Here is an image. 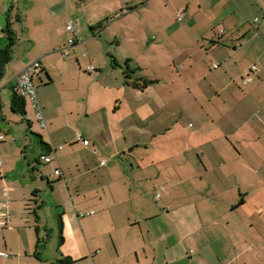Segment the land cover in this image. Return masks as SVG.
Listing matches in <instances>:
<instances>
[{
	"label": "crops",
	"instance_id": "crops-1",
	"mask_svg": "<svg viewBox=\"0 0 264 264\" xmlns=\"http://www.w3.org/2000/svg\"><path fill=\"white\" fill-rule=\"evenodd\" d=\"M124 4L122 10H129L122 18L137 8L144 16L153 15L156 26L151 41H158L160 35L166 52L160 66L167 69L179 65L186 70L183 76L178 74V82L183 86L187 83L184 91L175 93V79L171 80L167 71L165 76H148L143 64L132 66L130 56L118 57L111 46L116 39L103 35L84 41L76 28L75 32L67 30L68 39L74 36L82 42L64 56L61 49L68 39L56 40L48 27L56 4L49 0H0V47L8 42L4 28L12 6L15 30L16 21L25 22L24 32L35 50L28 58H19V63L13 57L9 63L13 64L11 92L4 98L0 91L2 107L10 105L13 115L28 123L25 135L32 133L22 141L20 169L19 162L12 160L14 155L5 152L19 140L15 130L10 127L0 140L4 143L0 145V252L27 243L16 254L0 255V264L47 263L42 252L41 259L36 256V245L38 237L45 240L38 186L49 173L56 181L47 178L48 183L64 184L69 193L73 185L77 192L81 188L86 192V181L98 178L104 191L117 199L114 204L118 210L109 213L113 233L104 252L109 264H264V193L258 199L262 200L258 206L261 213L255 206L248 207L251 194L264 192V0H124ZM16 13L20 20H15ZM90 24L92 31H97L93 35H101L108 27L103 20ZM91 40H96L90 45L91 55L83 59L86 55H81L80 49ZM20 42L18 36L15 48ZM37 59L42 63L35 84L48 125L44 129L34 122L35 111L28 98L24 113L13 111L11 106L17 74ZM253 64L258 70L252 81L245 82ZM89 65L95 70L88 71ZM144 81L149 84H133ZM160 84L165 91H155ZM143 96L148 99L143 101ZM174 100H180L181 106L175 119L176 111L168 109ZM116 127L121 128L126 145L122 143L112 155L128 152L133 157L129 158L130 166L117 163L95 174L91 166L94 162L97 166V151L88 148L90 141L84 144L77 140L76 134L96 141L101 133ZM160 134H165L162 137L167 142L171 186L182 201L172 197L165 204L155 202L156 207L151 208L145 198L153 190L146 186L149 183L142 186L141 182H154L158 197L156 176L148 171L158 163L152 145ZM79 143L83 148L77 147ZM47 154L51 155L49 162L42 158ZM101 161L99 165L106 166ZM57 169L61 171L58 175ZM80 195L75 201H67L79 207ZM104 217L102 214V220ZM78 223L82 227V221ZM57 224L60 244L66 245L72 236L77 249L61 246V255L54 261L77 264L89 260L87 250L83 253L77 243L81 236L72 227L66 207L58 213ZM175 245L182 253L175 252ZM103 254L91 255V264H99Z\"/></svg>",
	"mask_w": 264,
	"mask_h": 264
},
{
	"label": "rangeland",
	"instance_id": "rangeland-1",
	"mask_svg": "<svg viewBox=\"0 0 264 264\" xmlns=\"http://www.w3.org/2000/svg\"><path fill=\"white\" fill-rule=\"evenodd\" d=\"M49 1L56 4L54 5V9H52L51 14L48 17V27L54 31L56 40L66 41L68 39L69 32L66 29V24L67 21H72L75 28L77 29L78 36L81 37L84 41L90 38L91 36L99 38L102 35L104 38H112V40L116 39L115 43L111 46L113 47V52L118 57L121 58L122 56H130L132 58V66H136V64H143L141 66H144V72L148 76H165L167 71L168 76L170 78L172 77L171 80L175 79V84L173 86L175 89V93H179L182 91V89L183 91L186 89L185 85H187V83L183 86V84L178 82V74L180 73L183 76L186 70L179 69V65H173V68L168 67L167 69H162L160 66L161 62L159 60L164 56L166 52L164 50V47L160 45L162 38L160 35L158 37V41H151V39L154 38L151 34L152 28L156 25L153 19V15H151L150 13L144 16V14L140 12V9L137 8L132 12L130 16H128V18H122L121 15L129 10H122V8L125 6L124 0ZM22 3L23 5H26V1H22ZM100 20H103L105 26H108L107 30L104 31V33H102L101 35H93L96 34L97 31H92V25L90 24V22H95L97 24V22ZM15 23L17 32L19 34L18 36L21 38L20 44L14 49L13 57L14 61L16 62V60L18 61L19 58H28L30 53H34L35 50L32 51L33 47L32 45H30L31 42H29V39L26 33L24 32L26 26L25 22L16 21ZM94 41L96 40H91L90 42H87V45L80 49V54L86 55V58L83 59H87L88 56L91 55L92 50L90 45H92V43H96ZM17 63H19V61ZM12 65L13 64H9V66H7L5 75L0 78V91H2L1 96H3L4 98L7 97V95L11 92L9 81L11 80L13 74L11 70ZM207 69L208 67L206 68V71L208 72ZM96 85L94 86L95 91L97 89ZM189 86L192 87L193 85L191 84ZM155 91L163 92L165 91V86L160 84L156 86ZM96 98L97 97L95 95V100H97ZM146 99H148V97L143 96V101H145ZM115 105L118 106L120 105V103H115ZM180 107V100H174L172 102V106L168 107V109L176 111L177 117H173L174 119L178 118V116L180 115ZM2 110L3 116L0 118V128L3 131H7L10 130L11 127L15 130L16 135L19 138V140L16 141V143L12 146H9L5 150V152L11 154L12 156L14 155L12 157V160H15V163L19 162L18 167L20 169L22 163L21 161L24 157L20 152L24 151V143L22 141H26L28 137H31L32 133L31 131H28V136L25 135L24 127L28 128V123L26 120L21 122V120L16 118V116H14L11 111L10 105L7 104L6 106H3ZM125 110H127V108H125ZM32 114L31 115L33 116L34 122L37 123L34 113ZM78 132L84 134V131H82L81 129H79ZM163 135L165 134L157 135L156 141L158 142H155L156 145H152V148L156 147L154 157L158 163L157 165H153L150 168L151 170L148 169V172L153 174L152 176H156V188L160 192L158 197L157 193L154 191V182H152L151 180L148 181L146 179H143V181L141 182L142 186H144V184L149 183V185L146 186H148L149 189L153 190V194L151 196H148V198H145L151 208L156 207L155 202H158L159 205L165 204V202H168L169 200L171 201L172 197L180 199V202L182 201L181 196L179 197L174 194L175 187L174 185L171 186L173 181L172 178H170L171 175L167 173L168 167L166 166V157H168L167 154L169 152H167L166 150L167 142L165 141V137H162ZM11 136L12 134L8 135V137L10 138ZM35 137L37 138V136ZM98 137L99 138H97L96 141L92 140L91 138L88 139V141H90V146L88 148L91 149V151H93L92 149L95 148L97 151V166H94L95 162L91 166L95 174H98L100 169H109L112 165H115L117 163L125 167L130 166L129 158L133 157H130V155H128V152L124 155L119 153L115 157L114 155H112L115 153L113 152L115 149H118V147L122 148V143L125 144V141L123 140L125 136L122 134L120 127H116L115 130L110 129L107 132H103ZM8 141L9 139L7 140V142ZM2 144L4 143H0V145ZM76 145L78 148H83L82 143ZM138 155L139 153L137 154L136 152V156ZM103 159L107 161V164L106 166L101 167L99 165V162ZM158 171L161 172V174ZM115 173V171L112 173L113 176ZM15 176L18 177V174H16ZM141 176L142 178L145 177L144 174ZM97 177H99V175H97ZM10 178L13 180L12 177ZM47 178H49L50 181L54 182L56 181V176H51V173L45 175V182L38 186V200L39 203L42 204V208L38 211L41 220V235L44 236L46 240L44 244V249L41 250L44 261L47 262L46 264H48L58 258V256L61 255V252L59 251L61 246V249H68L71 251H75L77 249L75 245L76 241L73 239L72 236L68 237V243L66 245H61L59 242L57 215L66 207L68 209V214L72 219V227L74 228L76 233L81 236L80 241L77 243L79 244L81 251L85 253L87 250V254L89 255V260H83L81 262H78L77 264H91V255H98V253L103 254L106 250L105 244L107 242L109 243L110 239L112 238L113 231L109 222V213L111 212L110 215H113L118 210V206L116 205V203L114 204L115 200L117 199L112 198V196L110 197L108 192L104 191L105 187H103V182L99 181L98 178L96 179L95 177L92 178L91 183L89 181H86L87 185H84V190H86V192H83L82 188L80 189V191L77 192L74 189L73 185V190H71L70 193L66 190L64 184L53 183L50 185L47 181ZM115 183L116 182H114V184ZM142 189L145 188L142 187ZM78 193H81V195L79 198H77V200H80L81 203L76 205L79 207H73L74 205H72L67 200L75 201ZM263 193L264 192L262 190L259 192L255 191L249 196L251 197V200L249 202L248 207H257V213L262 212L258 209V206H262V200L260 202L258 199L262 197ZM91 211H93L94 213L90 216L87 213ZM102 214H104L105 216L103 220L101 218ZM78 220L82 221V227L78 223ZM79 227L82 228L81 231L78 230ZM17 242L18 240H16L15 243ZM25 245L27 246L26 242L21 244L22 248L20 246H15L12 251L8 250V252H10L11 254H16L17 252L24 249ZM187 251L190 252L189 249H187ZM175 252L182 253V249L180 248V246L175 245ZM103 255L105 258H100L99 264H109V257H107L105 253ZM125 261L130 262L131 259H125Z\"/></svg>",
	"mask_w": 264,
	"mask_h": 264
},
{
	"label": "built area",
	"instance_id": "built-area-1",
	"mask_svg": "<svg viewBox=\"0 0 264 264\" xmlns=\"http://www.w3.org/2000/svg\"><path fill=\"white\" fill-rule=\"evenodd\" d=\"M182 16L179 18L181 19ZM66 28L69 32H75V26L72 21H69L66 25ZM77 42H82L81 38L77 37H70L67 40V43L62 47L61 51L64 56L69 54L70 48L73 47ZM217 66V64H215ZM42 69V63L40 60H34L30 62L28 65H26L16 76L15 83L13 85L14 91L19 94L20 96L24 98H28L32 104V107L35 111V116L38 124L41 128H47V122L44 116L43 108L39 103L38 96H37V87L35 84V76L38 75V73ZM87 70L92 72L95 70V67L93 65H89L87 67ZM258 70V67L256 64H253L250 66V73L246 76L244 79L245 82H249L253 80V74ZM5 137L4 131L0 128V140H3ZM76 139L83 141L84 144H88V140L84 139L83 136L80 133L76 134ZM42 158L49 162L51 161V155H43ZM2 164V161L0 160V165ZM107 161L102 160L101 165H106ZM60 170L57 169L55 171V174H60ZM94 212L91 211L87 213L88 215H92ZM0 255L4 257H8V252H0Z\"/></svg>",
	"mask_w": 264,
	"mask_h": 264
},
{
	"label": "trees",
	"instance_id": "trees-1",
	"mask_svg": "<svg viewBox=\"0 0 264 264\" xmlns=\"http://www.w3.org/2000/svg\"><path fill=\"white\" fill-rule=\"evenodd\" d=\"M13 7L8 10L7 12V25L4 28V32L7 37V44L5 47H0V78L5 75L7 65L12 61L14 55V48L17 44L18 36L17 31L14 28V22L12 21V9ZM15 20H20V15L18 13L15 14ZM135 86L144 87L145 85L149 84V81H144L143 84H139L137 82L133 83ZM12 109L18 113L25 112V98L17 94L15 91L13 92L12 96ZM2 113V105L0 104V114ZM37 232H39V226H36ZM62 231V227H61ZM63 236L61 235V241ZM46 240L43 241L42 238L38 237L37 245H36V256L41 259V250L44 248ZM48 264H60V261H53Z\"/></svg>",
	"mask_w": 264,
	"mask_h": 264
},
{
	"label": "water",
	"instance_id": "water-1",
	"mask_svg": "<svg viewBox=\"0 0 264 264\" xmlns=\"http://www.w3.org/2000/svg\"><path fill=\"white\" fill-rule=\"evenodd\" d=\"M66 263L68 264V260L67 261H63V260L60 261V264H66Z\"/></svg>",
	"mask_w": 264,
	"mask_h": 264
}]
</instances>
